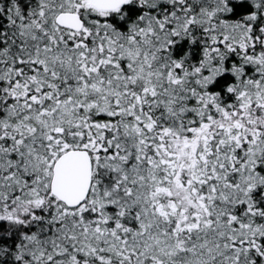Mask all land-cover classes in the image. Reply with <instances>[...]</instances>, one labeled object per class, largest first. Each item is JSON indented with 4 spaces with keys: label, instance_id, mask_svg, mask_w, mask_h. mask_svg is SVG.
<instances>
[{
    "label": "snow or ice",
    "instance_id": "snow-or-ice-1",
    "mask_svg": "<svg viewBox=\"0 0 264 264\" xmlns=\"http://www.w3.org/2000/svg\"><path fill=\"white\" fill-rule=\"evenodd\" d=\"M0 264H264V0H0Z\"/></svg>",
    "mask_w": 264,
    "mask_h": 264
}]
</instances>
